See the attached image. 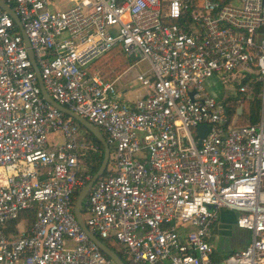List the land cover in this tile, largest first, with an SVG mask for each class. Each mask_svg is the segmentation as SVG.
Returning a JSON list of instances; mask_svg holds the SVG:
<instances>
[{
    "label": "built area",
    "instance_id": "built-area-1",
    "mask_svg": "<svg viewBox=\"0 0 264 264\" xmlns=\"http://www.w3.org/2000/svg\"><path fill=\"white\" fill-rule=\"evenodd\" d=\"M3 1L48 96L112 147L110 172L85 196V227L129 264H264V0ZM117 45L146 63L133 99L90 67ZM259 85L257 121L237 125V96ZM54 132L60 142H48ZM97 152L43 100L0 9V264H114L72 212V191L89 179L82 158ZM224 209L249 238L217 263L213 227Z\"/></svg>",
    "mask_w": 264,
    "mask_h": 264
},
{
    "label": "water",
    "instance_id": "water-1",
    "mask_svg": "<svg viewBox=\"0 0 264 264\" xmlns=\"http://www.w3.org/2000/svg\"><path fill=\"white\" fill-rule=\"evenodd\" d=\"M0 9L4 10L13 20L15 26L18 28L20 35L22 37L24 46L26 48V53L28 56V59L30 60L34 75H35V79H36V83L38 85L41 97L43 98V100H45L46 102H48L50 105H52L53 107H55L57 110L61 111L63 114L68 115L70 117H72L81 127H83L88 133H90L98 143L101 144L102 146V159L100 162V165L98 166L97 170L91 175V177L86 181V183L81 186V188L79 189V191L77 192L75 198H74V202H73V206H72V212L75 218V221L78 225V227L80 228V230L85 234V236L87 237L88 240H90L99 251H101L106 257H108L114 264H126L125 262H123V260L116 254V252L114 250H112L110 247L106 246L101 240H99L93 233H91L84 225L81 215H80V206L82 205V203L84 202V198L89 190V188L91 187V185L94 183V181L103 174V171L105 169V166L107 164L108 161V156H109V148L107 143L104 140L103 134L101 133V131L99 129H97L96 127H94L92 124H90L85 118L75 114L74 112L68 110L67 108L57 104L54 100H52L48 94L46 93L41 78L39 76V72H38V68L34 62L33 59V54L31 49L29 48V44H28V40L26 38V35L23 31V29L21 28L20 22L18 17L16 16V14L12 11V9L3 1L0 0ZM129 58L131 60H137V58L133 55H129ZM240 111V108H238V112ZM207 127L200 125L198 127L199 133H198V138H200L201 136L204 135L205 131H206ZM197 143H199V139L197 140ZM217 241V235L213 234V245L216 244Z\"/></svg>",
    "mask_w": 264,
    "mask_h": 264
},
{
    "label": "trees",
    "instance_id": "trees-1",
    "mask_svg": "<svg viewBox=\"0 0 264 264\" xmlns=\"http://www.w3.org/2000/svg\"><path fill=\"white\" fill-rule=\"evenodd\" d=\"M121 56H125V55L121 51L120 47L117 45V46L113 47L111 50H109V51L101 54L100 56H98L101 59L99 62H95L94 61L96 59L95 58L91 62V65H90L91 66V69L93 67H96V68L99 67V69H101L100 70V73L101 74H104V72H106L110 68H114L112 74H107L109 76V78L112 79L115 76H117L119 73H121L126 67H128L129 65L127 63L131 61V59L128 56H125L124 60L121 59ZM101 64H103V66H100ZM255 91H256V89H255ZM237 98L240 99V105H241V108H242V112L239 115V117L237 118L236 124L237 125H240V124H252V123H255L257 121V119H258L259 102H257V100H255L251 95L250 96H244L243 95L241 97L240 96H237ZM80 130L86 136H88L89 138H91V140L94 143H96L97 144V147H98V152L97 153H92V154L86 155V156H84L82 158L84 164L87 167L88 174H89V178H90L91 175L97 170L98 166L100 165V162H101V159H102V146L83 127L80 126ZM108 148H110L109 145H108ZM109 172H110L109 169H106V171L104 170L103 171V176L107 175ZM80 188H81L80 186H76L74 188V190L72 191V201L73 202H74V198H75V196H76V194H77V192L79 191ZM84 202H85V199H84ZM84 202L80 206V215H82V216L85 215V213H86V204ZM24 216H26L28 218V223H30L32 221V212H30V211H24V212L21 213V216L20 217H24ZM94 235L99 240H101L106 246H108L112 250H114L116 252V254L123 260V262H125L126 264H129L128 260L126 259V255L124 253V250L120 246H118L119 249H115L112 246V243H111L110 240H108V239H101L96 234H94ZM222 257H217L216 256V252L215 251L213 252V260H214V262H217L218 263V261Z\"/></svg>",
    "mask_w": 264,
    "mask_h": 264
},
{
    "label": "rangeland",
    "instance_id": "rangeland-1",
    "mask_svg": "<svg viewBox=\"0 0 264 264\" xmlns=\"http://www.w3.org/2000/svg\"><path fill=\"white\" fill-rule=\"evenodd\" d=\"M125 56H121V59L124 60ZM101 59L98 57L96 58L94 61L95 62H99ZM136 60H131L130 62H128L127 64L131 66L128 67L122 74L120 79H118L116 81V87L117 89H122V88H127V93L125 94L126 97H132L134 96V94L136 93L137 89H139L138 87V82L136 80H134V76L137 72L143 71L146 68V63L145 62H137L135 63ZM123 62V61H122ZM135 63V64H134ZM100 66H103V64H101ZM91 67V66H90ZM124 68V67H123ZM114 68H110L109 70H107L106 72H104V74L100 73L99 67H93L92 70H95L99 75L101 76H105L107 78H109V76L107 74H112ZM260 87V85H259ZM261 91V87L259 89H256V91H254V95L252 96L255 100H257V102H259V105L261 104V98L260 95L258 93H260ZM231 94H235L234 91H228L225 90L224 91V95L225 96H229ZM241 97V96H240ZM259 113V112H258ZM48 138V142L50 141V139H52L54 142H60L61 137L57 132H54L52 134H49L47 136ZM110 146V145H109ZM112 147L110 146L109 148V156H108V161L106 164V167L104 170L106 171V169H108V167H110V165L112 166ZM85 199V198H84ZM84 201V200H83ZM226 210V209H224ZM223 211V210H221ZM230 222L229 224H226L227 226L225 227L226 230H228V232H226L225 234L222 235H218L217 236V241L216 244L213 246L214 251L216 252V256L217 257H222L227 251H230L232 249H239L242 248L244 246V244L247 242V239L249 237V232L241 229V228H237L234 224L235 222V218L237 217V212L236 211H232L230 210ZM84 217V215H83ZM17 222V221H16ZM15 222V223H16ZM18 225H22L23 221H18L17 222ZM70 245V244H68ZM112 246L115 249H119V247L116 244H112ZM220 262V260L218 261Z\"/></svg>",
    "mask_w": 264,
    "mask_h": 264
},
{
    "label": "crops",
    "instance_id": "crops-1",
    "mask_svg": "<svg viewBox=\"0 0 264 264\" xmlns=\"http://www.w3.org/2000/svg\"><path fill=\"white\" fill-rule=\"evenodd\" d=\"M132 64V63H131ZM131 64L128 66L130 67ZM135 64V63H134ZM126 67L121 73H119L116 77V81L118 79H120L121 77V74L128 68ZM139 89H137L136 93L134 94V96L132 97H126L125 94L127 93V88H122L120 89V91L122 92L123 94V97L127 98V99H133L135 96L141 94L143 92L142 88L138 87ZM230 213L231 211L230 210H223V211H220L219 214H218V219L217 221L215 222L214 224V227H213V232L214 234H216L217 236L218 235H222V234H225L226 232H228V230L225 229V227L227 226L226 224H229L230 222ZM232 215V213H231ZM229 233V232H228ZM249 238V237H248ZM248 240V239H247Z\"/></svg>",
    "mask_w": 264,
    "mask_h": 264
},
{
    "label": "bare ground",
    "instance_id": "bare-ground-1",
    "mask_svg": "<svg viewBox=\"0 0 264 264\" xmlns=\"http://www.w3.org/2000/svg\"><path fill=\"white\" fill-rule=\"evenodd\" d=\"M57 1L61 2L60 0H57Z\"/></svg>",
    "mask_w": 264,
    "mask_h": 264
}]
</instances>
